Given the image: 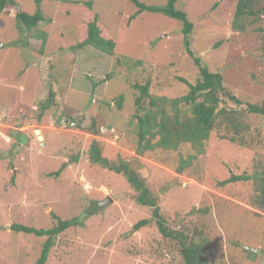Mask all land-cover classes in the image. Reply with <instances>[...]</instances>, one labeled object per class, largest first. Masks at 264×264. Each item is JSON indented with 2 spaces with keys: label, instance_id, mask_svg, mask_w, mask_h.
Returning a JSON list of instances; mask_svg holds the SVG:
<instances>
[{
  "label": "rangeland",
  "instance_id": "rangeland-1",
  "mask_svg": "<svg viewBox=\"0 0 264 264\" xmlns=\"http://www.w3.org/2000/svg\"><path fill=\"white\" fill-rule=\"evenodd\" d=\"M136 1L157 8L167 2ZM235 4L179 0L176 9L193 25L186 43L181 22L138 14L130 0H43L44 20L30 31L15 14H34L35 0L9 1L0 14V264H36L47 237L11 228L48 230L57 225L52 215L79 223L54 238L45 264H184L178 243L163 239L154 223L132 229L151 211L135 202L122 175L88 161L92 141L109 162L131 164L170 228L188 237L197 231L206 264H264V215L248 206L264 147L223 144L213 132L201 152L177 141L146 149L151 136L144 129L136 153L137 117L176 120L188 112L167 101L186 91L184 81H196L193 59L219 73L243 102L264 99V14L233 27ZM93 19L115 42L114 56L75 49ZM144 84L155 106L145 98L137 111L133 86ZM246 119L251 128L264 124ZM261 134L260 128L251 137ZM232 175L248 180L225 183ZM107 198L112 202L100 206Z\"/></svg>",
  "mask_w": 264,
  "mask_h": 264
},
{
  "label": "trees",
  "instance_id": "trees-1",
  "mask_svg": "<svg viewBox=\"0 0 264 264\" xmlns=\"http://www.w3.org/2000/svg\"><path fill=\"white\" fill-rule=\"evenodd\" d=\"M10 0H0V14L8 6ZM43 0H35L37 10L34 14L17 11L15 14L16 22L21 25L25 31L35 28L40 22H43V17L39 11V7ZM138 8V14L142 12L157 13L167 18L176 20L182 23L181 34L184 41L189 38L192 32L193 25L188 20L185 12L176 9V4L179 0H167L163 7L145 6L136 0H130ZM136 14V15H138ZM264 14V8L261 6L260 0H236L234 8V21L232 26L236 27L237 22L248 18H256ZM103 27L96 19L87 23L85 30V39L75 49L84 47H92L96 51L102 52L109 56L113 55L115 42L106 38L102 29ZM241 28V27H240ZM44 44V36H37ZM187 43V41H186ZM190 55V52H189ZM194 65L197 67V79L193 84L187 85L186 91L179 97L168 100L174 108L182 104L188 109V112H180L176 120H160L154 116L144 115V117H137L138 126V148L136 153L142 154V144L146 141L144 129L148 131L151 139L146 142V149L154 145H173L175 141L179 144H191L192 148L197 152H201L203 144L213 139L212 133L215 132L217 140L220 142L235 144L240 147H250L253 144L264 147V124L260 127L251 128L248 124L247 116L264 121V99L259 103L243 102L231 91L222 80L219 73L210 72L207 68L202 67L197 59H193ZM133 89L138 91V96L135 98L136 110L142 109L141 101L145 98L150 99L149 105L153 108L155 100L149 94L148 85H134ZM48 101L46 104L39 106L40 115L49 109ZM263 134L253 140L251 133L258 131ZM159 137L157 140L156 138ZM214 140V139H213ZM224 144V143H223ZM101 150L96 143L92 141L89 147L88 161L91 164L98 165L104 169L112 171L116 174L122 175L134 192L135 202L143 207L150 209V217L138 221L132 229L138 231L147 224L154 223L157 231L163 239L171 240L178 243L179 252L182 255L184 264H206L204 258L205 254V240L197 239V231L192 232V236L188 237L177 228H170L161 214L158 197L151 193L143 178L133 169L131 164L127 161H122L119 158L116 164L109 162L101 156ZM201 154V153H200ZM137 155V156H138ZM199 155V154H197ZM189 163H187L188 165ZM257 172L252 176L251 195L248 198V206H251L258 213H254L257 217L264 215V158H261L256 163ZM55 175H58L56 172ZM248 179L243 176H230L227 182H243ZM57 220V225L48 230H35L21 225H14L11 230L14 233L32 234L37 237L46 236L47 240L43 244V248L36 264H45L49 249L54 244V238L59 233H62L66 228L77 226L79 221L76 219L61 221ZM196 240V241H195Z\"/></svg>",
  "mask_w": 264,
  "mask_h": 264
},
{
  "label": "water",
  "instance_id": "water-1",
  "mask_svg": "<svg viewBox=\"0 0 264 264\" xmlns=\"http://www.w3.org/2000/svg\"><path fill=\"white\" fill-rule=\"evenodd\" d=\"M61 125L67 127L68 126V121L66 119H62L61 122H60ZM75 124L74 123H70V126H74ZM38 131H35V133L37 134ZM38 139L39 140H43V138H41V136H38ZM43 145V144H42ZM112 202V200H110L109 198L106 199V201L102 202L100 204V206H105L107 204H110Z\"/></svg>",
  "mask_w": 264,
  "mask_h": 264
},
{
  "label": "clouds",
  "instance_id": "clouds-1",
  "mask_svg": "<svg viewBox=\"0 0 264 264\" xmlns=\"http://www.w3.org/2000/svg\"><path fill=\"white\" fill-rule=\"evenodd\" d=\"M61 120H62V119H61ZM67 121H68V120H67ZM60 122H61V121H60ZM62 126H63V125H62ZM68 126H69V122H68ZM68 126H67V127H68ZM63 127H65V126H63ZM65 128H66V127H65ZM37 131H39V130H37ZM37 137H38V136H37ZM42 138H43V136H42Z\"/></svg>",
  "mask_w": 264,
  "mask_h": 264
},
{
  "label": "bare ground",
  "instance_id": "bare-ground-1",
  "mask_svg": "<svg viewBox=\"0 0 264 264\" xmlns=\"http://www.w3.org/2000/svg\"><path fill=\"white\" fill-rule=\"evenodd\" d=\"M37 134H39L38 136H41L39 131L37 132ZM41 138H42V136H41Z\"/></svg>",
  "mask_w": 264,
  "mask_h": 264
}]
</instances>
